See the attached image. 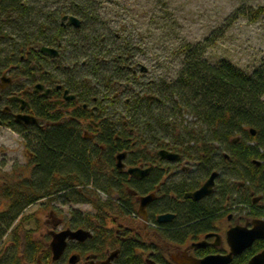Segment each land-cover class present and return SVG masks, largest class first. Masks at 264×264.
Instances as JSON below:
<instances>
[{
    "label": "trees",
    "instance_id": "1",
    "mask_svg": "<svg viewBox=\"0 0 264 264\" xmlns=\"http://www.w3.org/2000/svg\"><path fill=\"white\" fill-rule=\"evenodd\" d=\"M99 3L100 0H0V33L4 35L13 17L19 25L12 27L14 36L23 37L13 39L11 32L5 35L13 40L6 45L7 54H15L13 61L19 63L21 55L30 46H52L60 42L61 56L56 62L58 71L63 70L64 86L76 94L80 103L99 107L96 117L79 108L73 113L72 120L66 119L50 128L9 125L12 130L25 134L24 138L28 140L25 144L33 151L32 161L27 166L29 176L22 182L5 181L0 186L3 197L0 201V254L7 252L5 256L10 264H22L17 253L21 237L27 242L28 250L23 253L25 259L35 260L36 244L40 243L28 239L38 229L39 220L35 210L28 209L44 206L45 200L91 205L94 213L74 212L71 223L93 232L92 242L97 240L99 252L112 246L114 237L105 224L107 215L121 210L119 202L131 207L125 175L114 171L109 179L105 173L104 165L109 169L114 167L117 151L128 153L130 165L151 161L155 157L154 151L159 148L183 155L203 153L205 171L217 168L223 174L230 173L231 179L241 178L259 186L264 183V60L258 69L247 73L225 59L209 62L204 51L209 42L189 45L184 47L187 56L175 80H161L158 87L147 82L143 87L139 86L137 92L131 91L137 85L131 70L135 57L133 49L121 34L110 28L105 18L100 19ZM48 5L51 8L46 10ZM256 13L264 14V7L258 8ZM66 14L76 16L81 22L80 27L69 31L61 27L60 19ZM100 23L103 26L97 28L95 25ZM119 82L133 87L122 92L127 94L125 98L115 97L123 90ZM115 101L119 103L120 116H115L114 108L109 112L112 107L109 105ZM186 111L197 119L203 130L195 131L177 123L176 115ZM94 117L102 127L96 140L105 145L103 154L98 145L82 138L80 122ZM46 120L51 122L59 118ZM249 128L256 130L255 136L248 133ZM236 134L241 138L231 144L232 136ZM190 143L193 144L188 146ZM222 148L227 149V159L220 154ZM217 151L220 155L212 158L210 154ZM255 159L261 162L260 166L252 164ZM155 178L152 175L134 183L132 189L138 194L146 193L152 189ZM97 179L101 182L100 187L97 184L87 188L89 181ZM97 189L105 196H100ZM163 192L164 198L160 205L157 206L159 201L153 204V211L176 214L175 221L162 232L164 240H185L188 232L207 228L211 216L222 206V197L175 206L167 198L168 191ZM142 242L139 236L122 240V250L115 264L138 263V250L145 245Z\"/></svg>",
    "mask_w": 264,
    "mask_h": 264
},
{
    "label": "flooded vegetation",
    "instance_id": "2",
    "mask_svg": "<svg viewBox=\"0 0 264 264\" xmlns=\"http://www.w3.org/2000/svg\"><path fill=\"white\" fill-rule=\"evenodd\" d=\"M60 23L61 27H64L66 31L75 28L66 22L63 23L62 17ZM5 35L7 34L4 33V35H2V33H0V125L7 128H9L10 124L19 125L24 128H32L31 126L50 128L54 125L61 124V122H64L66 119L70 118L72 120L74 118L73 113L79 108L88 111L91 116H97L99 113V107L97 105L91 104L88 106L80 103V101L77 100L76 94L69 91L64 86V79H62L63 70L61 69L58 71V64L56 62L58 57L61 56L60 42L52 46L44 44L40 46H30L26 49V53L21 55L19 59L20 62L18 63L17 61H13L15 60V54L13 52L7 54L6 45L12 40V38H5ZM42 46L56 49L57 56H47L41 53L40 48ZM80 71L81 70H77L76 72ZM2 78L6 79V81H3ZM37 84L43 86L39 91H36L35 89V85ZM118 85H123V90L116 93L115 97L123 96L122 92L128 88L127 83L122 84L119 82ZM65 96L73 97L71 99H66ZM13 97L22 99L23 103L18 102L16 99H12ZM112 103L115 105V102ZM17 115H31L37 119V123L28 125L21 122L19 123L16 121ZM56 117H58L59 120L51 122L46 120L47 118L51 119ZM95 117L80 122L83 127L81 130L82 138L84 141L98 145L100 147L99 151L103 154L105 145L98 144L96 140L102 127L100 121L98 119L96 120ZM160 150L175 153L179 155L178 159L175 161L161 159L157 154ZM120 152L126 153L125 158L122 159V163L124 164L122 169L116 167L115 159L116 154ZM117 153L114 155V167L112 169H109V167L105 168L104 165L105 173L109 179L112 178L111 175L114 171L125 175V189L130 196L128 199V205L131 207L127 208L119 202L118 205L121 210L116 212L117 214L107 215V218H111V223L114 225L113 227L106 225L108 230H111V234L114 237L111 239L112 246L109 245L104 248L102 253L99 252L97 240L92 242L93 232L90 229L83 228L91 232V237L84 241L68 240L64 253L60 256V259L53 262L51 258L52 253L50 247H48L51 238L47 235L45 237L46 241H44V245V243L39 242L38 239L33 238V236L28 240L32 243L36 244V242H39L40 244H36L38 247L36 255L34 256L35 258H33L35 260L28 261L25 259V254H23L24 251L28 250L25 247L27 243L26 238L24 239V237H21V246L17 253L22 258V264H70V256L77 257L74 264H100V262L105 261L112 252L116 251V256L110 262L111 264H115V261L120 256L122 250V240L134 236L141 237L143 239L142 243H145V245L138 250L140 257L136 264H177L178 261H181L184 257H189L194 261L202 260L211 255L226 256L231 252V247L227 239L228 232L231 229L245 227L249 230L252 228L254 220H264V206H262V204H264V183L260 186L254 184L259 186V188L255 190L256 192H259L256 197L253 196L254 191L250 189L249 186L245 187V185H242L241 189H245L246 193L245 198L236 201L233 207H227V201L230 199L227 200L223 197L225 195L224 192L221 190L219 191L216 187L219 173H222L223 171L220 169L218 170L217 168H210L204 171V158L197 154L196 156H193L192 154L183 155L180 152L169 150L168 148H159L154 151L155 157L154 159H151V161H143L137 165H130L127 161L128 153L126 151L121 150L117 151ZM224 158L227 159L225 156ZM190 161L197 165L196 167L205 174V179L203 181L199 182L198 178L192 177L190 175L192 173L190 172V167L183 165V163H189ZM133 167H140L143 170L149 169V172L142 177H135L127 171V169ZM214 171L218 172V176L215 178V186H213L214 190L208 196L203 197L198 201L184 197L186 193L199 189L208 179V176ZM152 175H155L156 178L150 191L138 194L132 189L134 183L138 184L145 181L144 179L149 178ZM178 178H183V180H177ZM238 179L241 180V178ZM75 185L77 187L76 182ZM107 186H109V184ZM163 190L168 191L167 198L168 200L173 201L175 206L185 205L189 203V201L201 202L211 198L212 201L219 200V197H222V206L218 212L211 216L207 228L195 232H188L189 236L185 240H180L179 238H175V240L172 241L164 240L162 239V232L168 229V225L171 222L175 221L176 214L172 211L166 213H155L153 211V204L159 201L157 206L160 205L161 199L164 198ZM219 193L221 194L219 195ZM149 194H154V199H152V201L145 207L146 215L144 219L138 215V209L140 206L139 198ZM102 195L104 194L102 193ZM217 195L218 197H215ZM72 203L82 204L81 202H69V204ZM74 212H76V214H81L78 211ZM74 212H71L72 216ZM162 214H173L174 217L169 222L159 223L156 220L157 217ZM67 225L68 226L60 230L66 228L72 230L82 228L75 227L71 222ZM37 230L33 235L36 236V233L38 232ZM53 230L60 231L56 229ZM153 238H155V241ZM146 242L148 243L147 245ZM199 242H203L201 247L193 246ZM34 248L36 249V246ZM263 250L264 239L254 240L249 247H246L239 253L231 256V260L228 264H249V261L252 259L251 257ZM7 251L9 252V250ZM9 262L10 261L8 260L7 264H10Z\"/></svg>",
    "mask_w": 264,
    "mask_h": 264
},
{
    "label": "rangeland",
    "instance_id": "3",
    "mask_svg": "<svg viewBox=\"0 0 264 264\" xmlns=\"http://www.w3.org/2000/svg\"><path fill=\"white\" fill-rule=\"evenodd\" d=\"M99 4L100 19L105 18L110 28L121 34L127 45L133 49L135 57L132 70L137 85H134L133 89L132 85L127 83L129 90L133 89L131 91L137 92L141 88L139 86L143 87L147 82L157 86L161 80H175L187 56V48L184 47L189 45H205L209 42L204 50L205 58L209 62L215 63L225 59L247 73L258 69L264 60V14L256 13L258 8L264 7V0H100ZM50 6H45L46 10L50 9ZM12 21L8 24L9 27H6L5 33L11 32L14 36L16 34L12 27L19 25L13 17ZM100 24L95 26L101 28L103 25ZM18 36L13 39H19ZM182 48L184 51H181ZM142 67L146 71H142ZM126 96L127 94H123L124 98ZM115 104L117 106L113 103L109 105L112 106L109 112L116 109L115 116H120L119 103L115 101ZM175 118L177 123L184 127L195 131H198V128L204 129L187 111L176 115ZM24 136L23 133L0 125V186L5 181L22 182L29 176L27 166L32 161L33 151L27 148L25 143L28 140ZM237 137L241 138V135L232 136ZM227 153V149L222 148L220 151L221 155ZM220 154L217 151L210 155L216 158ZM192 155L196 156L195 152H192ZM203 155L199 154L201 157H204ZM191 162L183 165L190 167L192 177L198 178L199 182L203 181L205 174ZM232 177L230 173H219L217 180L218 190H223V197L230 199L227 201V207H233L236 201L245 198L246 193L245 189H241L242 185L249 186L254 191L253 196H258L259 192L255 190L259 186L235 177L231 179ZM177 180L182 181L183 178ZM99 181L91 180L86 186L94 188L97 184L101 185ZM97 193L104 197L98 189ZM2 198L0 193V201ZM43 202L44 206H33L28 210H35V217L39 220L38 232L33 238H37L44 245L49 230H60L68 226L71 222V212L78 211L82 215L94 213L93 208L86 203L62 204L55 199ZM0 210L2 211V208ZM111 222L109 218L105 224L113 227ZM153 240L155 241V238ZM5 254L7 252L4 251L0 254V264H7L8 258Z\"/></svg>",
    "mask_w": 264,
    "mask_h": 264
},
{
    "label": "water",
    "instance_id": "4",
    "mask_svg": "<svg viewBox=\"0 0 264 264\" xmlns=\"http://www.w3.org/2000/svg\"><path fill=\"white\" fill-rule=\"evenodd\" d=\"M62 22H66L67 24L71 25L72 27L78 28L81 25L80 20L76 16L72 15H64L62 17ZM41 53L45 55L50 56H57V51L54 48H49L47 46H42ZM142 71H146L145 68H141ZM3 81H6V79L2 78ZM42 85H35L36 91L39 89H42ZM73 96H68L66 99H71ZM12 99L18 100V102L23 103V100L17 97H13ZM16 121L19 123H24L25 125L28 124H36L37 119L31 115H17ZM251 136L256 135V130L254 128H250L249 132ZM239 140V138H234L231 140L232 143H236ZM159 158L165 159L168 161H175L178 159L177 154L172 153L170 151L166 150H160L157 152ZM126 156L125 152L119 153L116 156V167L118 169H122L124 164L122 163V159H124ZM225 157H228V155L225 154ZM260 161L254 160L252 164H255L256 166L260 165ZM128 173L135 176V177H142L146 173L149 172V169H141L140 167H133L127 169ZM218 176V172L214 171L211 173L210 176H208V179L202 184V186L193 191L186 193L184 195L185 198H190L192 200L198 201L203 197L208 196L213 190L215 186V178ZM154 199V194H149L146 196H142L139 198L140 206L138 209V215L145 219L146 211L145 207ZM173 214H162L157 217V220L159 223L169 222L171 219H173ZM253 226L251 229L244 228H233L228 232V243L230 245L231 252L230 254L226 256H220V255H211L207 256L202 260H194L189 257H184L181 261H178L177 264H228L231 260V256L239 253L246 247H249L254 240L257 239H264V220H254ZM90 231L78 228L75 230L72 229H64L58 232L50 231L49 235L51 237V241L49 243L50 250L52 252V261L55 262L60 259V256H62L68 240H78V241H84L85 239L91 237ZM203 245V242H199L194 244L193 246L201 247ZM116 256V251L112 252L109 257L105 260L100 262V264H111L110 262L112 259ZM252 259L249 261V264H264V250L260 253L256 254L255 256L251 257ZM77 260L76 256H70L69 263L74 264Z\"/></svg>",
    "mask_w": 264,
    "mask_h": 264
}]
</instances>
